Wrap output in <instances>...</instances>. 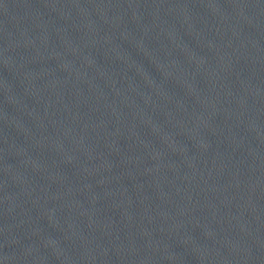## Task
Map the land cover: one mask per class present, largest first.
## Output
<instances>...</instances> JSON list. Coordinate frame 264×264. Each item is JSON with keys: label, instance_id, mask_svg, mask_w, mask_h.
Returning a JSON list of instances; mask_svg holds the SVG:
<instances>
[{"label": "water", "instance_id": "water-1", "mask_svg": "<svg viewBox=\"0 0 264 264\" xmlns=\"http://www.w3.org/2000/svg\"><path fill=\"white\" fill-rule=\"evenodd\" d=\"M0 264H264V0H0Z\"/></svg>", "mask_w": 264, "mask_h": 264}]
</instances>
